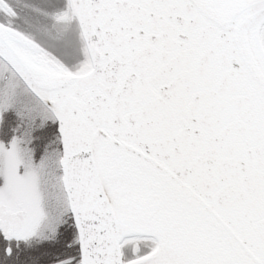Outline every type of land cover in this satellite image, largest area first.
<instances>
[{"label": "water", "instance_id": "95a60500", "mask_svg": "<svg viewBox=\"0 0 264 264\" xmlns=\"http://www.w3.org/2000/svg\"><path fill=\"white\" fill-rule=\"evenodd\" d=\"M67 2L83 70L32 62L1 21L0 59L54 121L80 264H264V0ZM107 150L143 171L128 211ZM132 237L156 246L126 259Z\"/></svg>", "mask_w": 264, "mask_h": 264}, {"label": "rangeland", "instance_id": "374dc122", "mask_svg": "<svg viewBox=\"0 0 264 264\" xmlns=\"http://www.w3.org/2000/svg\"><path fill=\"white\" fill-rule=\"evenodd\" d=\"M16 1L19 5L25 6L28 10L32 11L33 15L36 14V20H39L38 26L42 30V33L53 36L51 37L53 43L63 53L72 56L70 61L63 65L60 60L45 53L28 37L15 31L6 32L15 47L25 57L51 71L61 72L65 70L70 73H76L84 68V64L87 63V57H85L83 45L78 39L76 28H70L68 34L66 31L57 29L55 22L41 14L45 12L43 11L45 7L49 6L48 8H52L53 5H56L57 0ZM62 13L64 17H69L70 15L67 8ZM250 38L253 43L252 46L254 45L253 49L255 48L257 59L264 65V57L261 54L256 35H251ZM262 43L264 49V37L262 38ZM0 111L6 115L4 126L1 129L0 141L11 142L16 152V155L12 154L3 146L4 143L0 144V156L3 158V162L5 157L6 161H8L6 163L7 172L13 171L16 168V157L24 167V172L31 173L34 171L39 176L40 182L37 181V184L39 182V188L45 187L43 177L49 170L51 176L55 177L56 189H58L57 185L60 174L56 162L60 155V147L57 143L49 141L48 134L44 131L42 132L41 140H39L40 137L37 131L40 128L39 125H42L44 120L51 118V116L1 59ZM52 128L54 129V124ZM103 155L108 158L107 164L103 165L102 168L105 188L117 206L118 211H128L134 206H138L135 199L142 193L139 190L148 188L142 175L143 171L140 168L136 169L128 166L132 162L124 158V155L119 152L107 150ZM44 169H47V171H44ZM124 184L128 187H123L122 185ZM134 195L137 196L134 198ZM62 200L63 197H61V203ZM139 242L143 243L141 240ZM150 247L152 248L153 245H150Z\"/></svg>", "mask_w": 264, "mask_h": 264}, {"label": "flooded vegetation", "instance_id": "af4514ba", "mask_svg": "<svg viewBox=\"0 0 264 264\" xmlns=\"http://www.w3.org/2000/svg\"><path fill=\"white\" fill-rule=\"evenodd\" d=\"M5 17L17 20L12 10L0 7V18ZM2 143L7 151L16 153L11 142ZM15 160L16 168L7 172L8 161L5 157L3 162L0 156V264H80L78 239L61 175L56 189L55 177L44 169L45 187L39 188V176L34 171L24 172ZM56 163L60 174L59 158ZM138 239L132 240L131 256L142 249L135 247ZM123 248L126 257L127 243Z\"/></svg>", "mask_w": 264, "mask_h": 264}, {"label": "trees", "instance_id": "16d2710c", "mask_svg": "<svg viewBox=\"0 0 264 264\" xmlns=\"http://www.w3.org/2000/svg\"><path fill=\"white\" fill-rule=\"evenodd\" d=\"M10 1L13 5L17 4L16 0H10ZM57 1H58L57 4L53 5L52 8H48L49 6L45 7L43 9V11H45V12L41 13V14L47 16L51 21L55 22L57 24V29L62 30V31H66L68 34H69V29L75 28V26H76V33L78 35V39L82 43V40L79 36L80 35L79 29L76 25V22L74 20H71L69 17H64V15L62 13L67 8V1L66 0H60V1L57 0ZM24 9L27 10V8H24ZM27 12H28V10H27ZM29 12L32 13V11H29ZM37 14H39V13H37ZM5 21L12 22L8 17H5ZM5 21L1 20L2 23H4L5 25H8V23ZM16 22L17 21H15V23ZM19 22H20V20H19ZM12 23L15 24L14 22H12ZM74 24H75V26H74ZM51 37H53V36H50L48 34L35 33V37L32 39L35 40L45 51L55 55L57 58H59L64 63H68L70 61V59L72 58V56L70 54L63 53L60 50V48L55 43H53V41L51 40ZM43 107L46 109V111H48L45 106H43ZM5 117H6V115H4V113H2L1 114V121H0V131L4 126V118ZM51 118L44 120L43 124L39 125L40 128L37 130L38 136L40 137L39 140H41V135H42V132L44 131L48 134L47 136H48L49 141L55 142L59 146V139L57 137L56 131H55V129L52 128L54 121ZM0 137H1V134H0Z\"/></svg>", "mask_w": 264, "mask_h": 264}, {"label": "bare ground", "instance_id": "6f19581e", "mask_svg": "<svg viewBox=\"0 0 264 264\" xmlns=\"http://www.w3.org/2000/svg\"><path fill=\"white\" fill-rule=\"evenodd\" d=\"M7 3H8V0H7ZM24 8H26V7H24L22 5H18L16 10L14 11L15 14L18 16V18H17V23H18L17 29L22 33V35H24L28 38H34L35 33H42V30H40V28L38 26L39 20H36V17H37L36 14L33 15L32 13L29 12L30 10L27 9L28 10V12H27V10ZM5 10L10 11L9 9H6V8H5ZM42 16H45V15L42 14ZM45 17L48 18L47 16H45ZM19 20H20V22H19ZM74 26H75V24H74ZM75 28H76V26H75Z\"/></svg>", "mask_w": 264, "mask_h": 264}]
</instances>
